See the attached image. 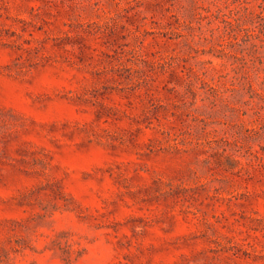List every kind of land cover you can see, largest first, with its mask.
Listing matches in <instances>:
<instances>
[{"label":"rangeland","instance_id":"374dc122","mask_svg":"<svg viewBox=\"0 0 264 264\" xmlns=\"http://www.w3.org/2000/svg\"><path fill=\"white\" fill-rule=\"evenodd\" d=\"M0 264H264V0H0Z\"/></svg>","mask_w":264,"mask_h":264}]
</instances>
